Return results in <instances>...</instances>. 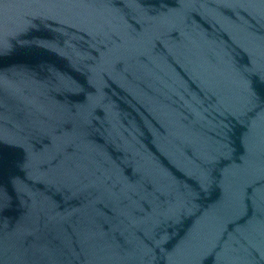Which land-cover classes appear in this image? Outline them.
Returning <instances> with one entry per match:
<instances>
[{
	"label": "water",
	"instance_id": "water-1",
	"mask_svg": "<svg viewBox=\"0 0 264 264\" xmlns=\"http://www.w3.org/2000/svg\"><path fill=\"white\" fill-rule=\"evenodd\" d=\"M0 264H264V0H0Z\"/></svg>",
	"mask_w": 264,
	"mask_h": 264
}]
</instances>
